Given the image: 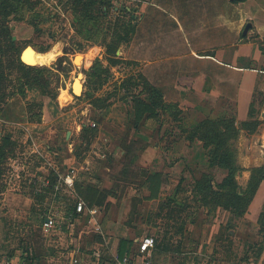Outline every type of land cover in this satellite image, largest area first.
<instances>
[{
  "label": "rangeland",
  "instance_id": "obj_1",
  "mask_svg": "<svg viewBox=\"0 0 264 264\" xmlns=\"http://www.w3.org/2000/svg\"><path fill=\"white\" fill-rule=\"evenodd\" d=\"M24 2L7 17L16 49L1 56L11 81L5 83V102L0 99V134L12 135L16 145L0 177V260H35L36 237L47 215L55 216L51 230L63 231L65 240L66 232L79 234L88 226L101 236L88 216L67 217L83 195L75 198L55 188L73 166L78 183L99 189L100 225L105 230L110 221L129 225L139 237L137 247L143 237L153 236L156 264H251L264 250V217L253 216L250 204L241 214L240 201L227 195L216 199L207 184L215 191L245 192L251 169L264 164V151L254 137L264 140V67L243 110L216 92L193 99L188 97L192 84L201 87L208 81L200 74V60L184 57L187 40L194 36L186 37L184 27L168 31L172 0H112L109 7L108 0ZM27 46L60 49L51 62L34 65L45 67V94L26 86L25 70L9 68L16 52L21 55ZM92 50L96 55L88 65L74 63L76 54ZM192 66L199 69L187 71L197 69ZM79 74L84 90L76 95L72 82ZM147 83L163 89L166 101L177 108L161 109L137 125L133 98H150ZM207 118L234 121L237 132H228L225 145L241 168L236 189L219 187L227 172L209 162L221 151L210 143V128L198 132L208 136V147L199 137L191 139L193 127ZM220 129L226 131L225 124ZM156 171L165 173L162 188L157 198H149L148 176ZM54 174L58 178L52 186ZM51 230L43 232L54 239Z\"/></svg>",
  "mask_w": 264,
  "mask_h": 264
},
{
  "label": "crops",
  "instance_id": "obj_2",
  "mask_svg": "<svg viewBox=\"0 0 264 264\" xmlns=\"http://www.w3.org/2000/svg\"><path fill=\"white\" fill-rule=\"evenodd\" d=\"M231 1L172 0L169 4L172 19L167 21L169 23L166 22V26L170 33L173 29L177 32L184 27L186 37L194 36L193 40H187L189 50L184 57L189 60H200L199 65H202L200 74L205 76V81H208L206 86L201 87H195L196 84L193 83L188 97L191 98L193 95L192 98L196 99L195 95L204 97L205 94L216 92L218 96L232 98L234 106L243 110L253 99L260 69L264 67V0H245L239 3ZM248 22L252 23V28L247 35L241 32V27ZM209 48L208 53L198 51ZM205 65L207 69H204ZM192 67L197 68V66ZM188 68L187 71L190 72L199 69V67L194 70ZM212 81L215 82V88ZM189 82L192 83L191 80ZM198 104H192V106H201V102ZM254 137L258 139L259 149L264 151V140L260 135ZM263 206L264 180L250 204L252 215L259 216ZM88 217L91 225L95 228L97 225L100 226V237L91 226H88L89 230L85 231L86 228H82L79 234L75 231L66 232L68 235L65 240L63 231H52L53 227L46 228L43 220L42 233L39 235L40 238L36 237L34 245L37 258L26 262L25 258L16 261L14 258L4 257L0 260V264H112L115 257H122L119 254L121 239L133 241L130 245V253L123 256H135L137 252L135 257L139 258V245L137 247L139 237L129 225L110 221L105 230L96 216ZM50 230L56 238H47L44 235V232H50ZM156 249L155 247L153 254ZM154 263L156 264L155 261ZM251 264H264V250Z\"/></svg>",
  "mask_w": 264,
  "mask_h": 264
},
{
  "label": "trees",
  "instance_id": "obj_3",
  "mask_svg": "<svg viewBox=\"0 0 264 264\" xmlns=\"http://www.w3.org/2000/svg\"><path fill=\"white\" fill-rule=\"evenodd\" d=\"M83 1V0H82ZM96 1V0H93ZM245 0H233L235 3H239ZM112 0H108V7L111 5ZM25 2L24 0H1L0 1V99H2L4 102V98L6 99L5 93V83L6 81H11L8 76L5 75L3 68L4 63L2 59V55L6 54L9 49L15 51L16 45L15 42L13 41V37L10 32V26L8 24V19L7 17L13 13L18 11L17 9L19 8V5H23ZM128 9V8H127ZM242 38H244V35L242 33ZM8 44V46H7ZM39 51V50H37ZM39 52H47V51H39ZM10 69L13 68H19L23 72L24 70L26 71L24 78H26V86L29 85L30 87H37L40 89L44 94L47 93L48 85L49 82L44 78L43 76V71L45 67H37L34 65H28L24 63L20 55L16 52V56H14L10 61ZM148 84V89L151 92L150 98L145 99L142 98L140 95L134 96L133 98V119L135 121V124H140L147 116H155L160 115V110L161 109H170V108H177L176 103H170L167 102L164 98V93L161 89H159L157 86L152 85L150 83ZM25 93V91H24ZM30 104V103H29ZM38 104V103H36ZM222 117V116H220ZM222 124H225L226 131H222L220 129V126ZM260 125V123H258ZM203 127H209L208 129L209 132H211V137H212V142L207 141L208 136L205 135H200L198 136V132L203 129ZM233 128L235 129V133L237 132V129L234 127V121L233 124L229 121H226L225 118H220V119H213V118H207L199 122L195 127H193L195 135L191 137L193 140L194 137H199L200 140L203 141L204 146L208 147L209 142L210 143H215L217 146L220 147L221 151L220 153L210 155V160L209 162H217L223 169H225L226 176L223 178L222 182L220 183L219 187L222 189L228 188L231 185L237 188V183H236V176L238 172L240 171V166L237 164L235 156L232 152L229 151L227 146L225 145L226 140H227V134L229 131H233ZM192 130V131H193ZM202 133V132H201ZM14 145H16V142L14 141V138L10 134H0V177H2L4 173V163L6 158L9 156V154L12 152L14 149ZM216 147V146H215ZM223 148H226V150H223ZM165 173L161 171H156L154 173H151L148 176V180L150 182V195L149 198H157L160 190L162 188V181L164 178ZM58 176L53 175L51 179V185L54 186L56 184ZM264 180V164L255 167L251 169V179H250V187L247 189L245 192H234V193H225L223 191H215L214 187L212 184L208 183L207 184V190L209 193H217L218 196L216 199H223L225 198L224 195H227L229 199L232 197L237 199V201H240L242 203L240 205V212L241 214L246 211L247 208L244 210V206L251 204L252 200L254 199L256 192L261 184V182ZM75 190L78 195H83V199L86 201L88 207H94L96 206V201L97 197L99 195V189L96 186L92 185H81V183H78L76 180L75 183ZM80 191V193H79ZM247 193V194H246ZM232 198V199H233ZM219 200L217 202H219ZM68 212H73L74 217H79L80 214L76 212V207H75V202L72 207H69ZM264 217V206L262 211L259 214V218ZM45 220V218L43 219ZM133 243V241H129L126 239H121L120 241V249H119V254L123 256L126 253H130V245ZM157 248V245H156ZM139 250V249H138ZM137 254V252H136ZM135 254V256H136ZM261 252L258 254L260 255ZM132 256V257H135ZM24 259V258H22ZM30 260H34L32 258H25V261L28 262Z\"/></svg>",
  "mask_w": 264,
  "mask_h": 264
},
{
  "label": "built area",
  "instance_id": "obj_4",
  "mask_svg": "<svg viewBox=\"0 0 264 264\" xmlns=\"http://www.w3.org/2000/svg\"><path fill=\"white\" fill-rule=\"evenodd\" d=\"M76 183V172L74 169H70L67 173L61 175L59 177L58 183L55 185L56 189H64L66 192H69L73 197L77 198V193L75 190ZM76 212L82 215L90 216L95 218L96 214L99 212V208L88 207L86 201L82 198H77L75 200ZM79 216V217H80ZM67 217L72 220L74 218V213L69 212ZM56 225V219L54 215H47L44 220V226L46 228L54 227ZM100 226H96V230L99 232ZM156 247V239L153 236H145L140 240L139 250L140 253L139 258L132 256H122L115 257L112 264H155L152 259V253Z\"/></svg>",
  "mask_w": 264,
  "mask_h": 264
},
{
  "label": "bare ground",
  "instance_id": "obj_5",
  "mask_svg": "<svg viewBox=\"0 0 264 264\" xmlns=\"http://www.w3.org/2000/svg\"><path fill=\"white\" fill-rule=\"evenodd\" d=\"M63 53V52H62ZM98 53V52H97ZM60 54V49L58 46H54L51 50L48 52H39L35 48L30 47L27 48L24 54V57H29L31 58V61H28L31 64H40V63H49L53 59L57 58L58 55ZM96 55V51L92 50L87 54H76L74 56V63L78 66H82L83 64L88 65L91 60L94 58ZM84 66V65H83ZM83 68V67H82ZM83 74H79L77 77L72 82V89L73 93L75 94H81L83 91V82H82ZM63 96V94H62ZM65 101H68L65 99Z\"/></svg>",
  "mask_w": 264,
  "mask_h": 264
},
{
  "label": "water",
  "instance_id": "obj_6",
  "mask_svg": "<svg viewBox=\"0 0 264 264\" xmlns=\"http://www.w3.org/2000/svg\"><path fill=\"white\" fill-rule=\"evenodd\" d=\"M12 28H14V27H12ZM252 28V23H250V22H248L246 25H245V27H244V30H243V33L244 34H247L248 33V31L250 30ZM13 39H16V36H13ZM31 46H27L23 51H22V53H21V55H20V58H21V60L24 62V63H26V64H28V65H35V64H31V63H29L28 61H31V58H29V57H24V54H25V51H26V49L27 48H30ZM74 90V89H73ZM72 90V91H73ZM83 90H84V84H83ZM82 94V93H81ZM81 94H76V95H81ZM68 134H70V131H68Z\"/></svg>",
  "mask_w": 264,
  "mask_h": 264
}]
</instances>
